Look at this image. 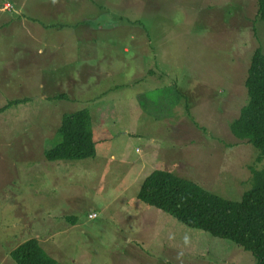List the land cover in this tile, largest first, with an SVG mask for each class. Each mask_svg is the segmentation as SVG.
<instances>
[{
	"label": "rangeland",
	"instance_id": "obj_1",
	"mask_svg": "<svg viewBox=\"0 0 264 264\" xmlns=\"http://www.w3.org/2000/svg\"><path fill=\"white\" fill-rule=\"evenodd\" d=\"M6 2L21 21L0 29V108L30 102L0 114V264L32 239L61 264H256L137 196L155 170L234 202L252 190L264 161L229 125L264 48L257 0ZM81 110L96 157L46 162Z\"/></svg>",
	"mask_w": 264,
	"mask_h": 264
},
{
	"label": "trees",
	"instance_id": "obj_2",
	"mask_svg": "<svg viewBox=\"0 0 264 264\" xmlns=\"http://www.w3.org/2000/svg\"><path fill=\"white\" fill-rule=\"evenodd\" d=\"M4 9L8 12L13 6L7 2ZM257 19L264 26V0H257ZM90 23L99 28L93 21ZM143 39L150 42L149 38ZM244 86L247 104L229 128L236 139L258 151L256 162L261 164L264 161V48H258L252 55ZM56 99L60 101L65 97L61 95ZM29 102V98L12 99L0 108V114ZM92 123L88 110L64 114L56 145L44 152L46 162L95 158L97 151ZM250 173L252 190L245 193L240 202L224 199L167 170L152 172L143 181L137 199L189 229L235 244L250 253L256 264H264V168H250ZM10 257L15 264H61L50 257L35 239L18 246Z\"/></svg>",
	"mask_w": 264,
	"mask_h": 264
},
{
	"label": "crops",
	"instance_id": "obj_3",
	"mask_svg": "<svg viewBox=\"0 0 264 264\" xmlns=\"http://www.w3.org/2000/svg\"><path fill=\"white\" fill-rule=\"evenodd\" d=\"M75 3H78V2H75ZM7 4V2L4 4V6H2L1 8H0V15H1V17H0V29H3V28H5L6 26H7V28L8 27H10V26H12V25H16V24H19L20 23V21L21 20H19V19H16V18H14V17H10V16H7V15H4V13H6L7 11H5L4 10V7H5V5ZM73 5H76L77 6V4H73ZM68 15V14H67ZM92 22V21H91ZM89 24H92V23H90V21L89 22H86V25L87 26H90ZM63 27V25L62 26H60V25H58V28L60 29V28H62ZM94 27V26H93ZM94 30H95V28H93ZM102 31V30H101ZM168 244V243H167Z\"/></svg>",
	"mask_w": 264,
	"mask_h": 264
},
{
	"label": "built area",
	"instance_id": "obj_4",
	"mask_svg": "<svg viewBox=\"0 0 264 264\" xmlns=\"http://www.w3.org/2000/svg\"><path fill=\"white\" fill-rule=\"evenodd\" d=\"M89 218L90 219H95V218H97V215L96 214H91V215H89Z\"/></svg>",
	"mask_w": 264,
	"mask_h": 264
},
{
	"label": "clouds",
	"instance_id": "obj_5",
	"mask_svg": "<svg viewBox=\"0 0 264 264\" xmlns=\"http://www.w3.org/2000/svg\"><path fill=\"white\" fill-rule=\"evenodd\" d=\"M92 214H94V213H92Z\"/></svg>",
	"mask_w": 264,
	"mask_h": 264
}]
</instances>
